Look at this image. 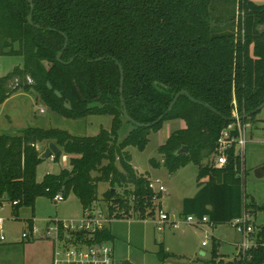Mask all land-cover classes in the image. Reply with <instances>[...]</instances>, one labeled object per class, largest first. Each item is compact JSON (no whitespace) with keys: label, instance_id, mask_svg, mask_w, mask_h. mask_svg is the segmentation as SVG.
Wrapping results in <instances>:
<instances>
[{"label":"trees","instance_id":"trees-1","mask_svg":"<svg viewBox=\"0 0 264 264\" xmlns=\"http://www.w3.org/2000/svg\"><path fill=\"white\" fill-rule=\"evenodd\" d=\"M0 0V55L21 56V66L0 77V104L18 90H33L53 113L72 120L109 115V130L93 137H76L56 128L25 129L19 135H0V202L33 207L37 197L73 194L83 210L95 202L107 204L108 215L138 219L155 213L149 179L131 166L127 147L142 151L152 132L168 120H182L184 128L172 133L158 148L163 164L176 171L197 166L198 191L182 201V216L207 217L228 224L242 215L243 190L239 159L232 149L227 163L210 162L220 132L233 122L232 112L243 116L264 100V3L254 0ZM219 5L218 19L213 11ZM236 7V9H235ZM229 19L231 30H223ZM235 14L237 28H234ZM67 46L59 63L56 55ZM18 47L15 48L14 45ZM72 60L70 64L68 63ZM120 67L123 87L120 93ZM186 91L202 103L180 96ZM135 127L121 113V98ZM235 102V106L234 103ZM215 110L220 116L213 113ZM257 114V113H256ZM256 114L243 123L255 121ZM163 118L152 125L159 117ZM223 117L225 119H223ZM123 121L132 126L122 142ZM54 142L70 157V168L46 174L36 181L37 144ZM188 153L176 155L181 147ZM61 154V153H60ZM60 156V155H59ZM59 157L55 158L57 161ZM153 166H158L152 161ZM110 188L98 196V185ZM49 189V193L46 192ZM120 189L122 194L117 192ZM134 198L131 200V198ZM117 205L123 213H117ZM254 211L264 210V206ZM131 214V213H130ZM31 219L27 220L30 223ZM258 236L264 238V223ZM107 229L98 241H111ZM213 243L212 254L216 255ZM161 260L170 257L159 252ZM250 263V262H249ZM218 264H242L221 261ZM250 264H264L257 249Z\"/></svg>","mask_w":264,"mask_h":264},{"label":"rangeland","instance_id":"rangeland-1","mask_svg":"<svg viewBox=\"0 0 264 264\" xmlns=\"http://www.w3.org/2000/svg\"><path fill=\"white\" fill-rule=\"evenodd\" d=\"M263 4L264 0H254ZM223 8L219 5L213 11V17L218 16ZM236 9V7H235ZM226 21L222 29L230 31L232 17L230 10L225 14ZM235 14L234 28H237ZM18 47L17 44L14 45ZM4 50L0 55V77L11 72L15 67L22 65V57L8 54ZM112 117L109 115H89L82 119L72 120L53 113L40 101L35 91L18 90L0 104V135H19L25 129L32 128H56L68 132L76 137H93L101 129L109 130ZM182 120H168L164 122L157 132L148 136V142L142 151L134 147H127L126 151L131 157V166L139 175L150 180H159L165 188V193L155 203V213L145 219H138L132 212L124 214L122 218H112L107 224V230L112 235V246L115 264H218L219 261H230L235 253V243L241 241L240 235L231 224H219L210 226L205 224L195 227L187 224L173 229L165 225L162 231L157 230V218L160 212L174 215L172 219L185 222V216L181 215L182 201L192 197L196 190L198 169L194 164H188L176 171H169L163 164V157L158 148L163 145L167 138L177 130L183 128ZM246 145L244 155L241 157L242 166V204L243 211L251 215L249 223L254 228H260L264 223V210L254 211L264 206V177H254V170L264 167V107L255 116V121L245 123ZM132 126L123 121L118 131V142H122L131 131ZM236 154L239 148L235 149ZM155 161L158 166H153ZM210 158L202 162L206 165ZM70 168V157L62 150L57 161L46 159L36 166V181L39 183L46 174H58L61 170ZM110 186L100 183L98 196L102 197ZM120 195L122 191L116 189ZM116 212L119 213L117 205ZM10 208L8 202L5 210L1 213L4 218L6 233V245L0 247V264H49L51 258L50 243L43 237L34 240L17 242L21 233L26 229L27 219L40 229L46 220H63L78 222L83 216V207L75 195L69 194L65 201L58 204L52 202L47 196L37 197L33 207L22 206L17 209ZM121 213V211H120ZM216 255L212 254L214 249ZM206 243V245H202ZM170 257L161 260L159 251Z\"/></svg>","mask_w":264,"mask_h":264},{"label":"built area","instance_id":"built-area-1","mask_svg":"<svg viewBox=\"0 0 264 264\" xmlns=\"http://www.w3.org/2000/svg\"><path fill=\"white\" fill-rule=\"evenodd\" d=\"M234 106H235V102ZM233 117H238L236 110L232 112ZM245 123L236 120L223 129L215 143V151L212 154L210 163L215 167H222L227 163L228 153L233 149L235 156L240 163V176L243 177L241 157L244 155L246 145ZM239 148L236 154L235 149ZM50 156L49 160L54 161ZM148 189L152 192L151 202L156 203L162 193H165L164 186L159 180H150ZM49 193V189H46ZM52 202L58 204L65 201L64 194L56 193L50 197ZM134 198L132 197L131 200ZM7 201L0 202V246L6 243V233L4 229V218L1 213L6 208ZM10 208L17 205V202H8ZM123 213V211L121 212ZM174 215L160 212L156 221L157 230L162 231L165 225L173 229L179 228L183 224L201 227L205 224L215 226L208 221L207 217L186 216L185 222L172 219ZM250 214L242 211L240 218L228 223L240 235L241 241L237 243L236 253L229 262H239L250 264L253 260V253L257 249H262L264 253V238L258 236L260 228H254L249 223ZM112 219L108 215L107 204L98 201L90 205L83 212L82 218L76 222L63 220H46L42 229L38 228L33 222L26 223V229L21 233L18 241H30L37 237H43L51 245L50 264H115L114 252L109 242L98 241L96 238L99 233L107 228V224ZM202 245H206L203 243ZM250 262V263H249Z\"/></svg>","mask_w":264,"mask_h":264},{"label":"water","instance_id":"water-1","mask_svg":"<svg viewBox=\"0 0 264 264\" xmlns=\"http://www.w3.org/2000/svg\"><path fill=\"white\" fill-rule=\"evenodd\" d=\"M21 1L26 2V3H28L30 5V13H29V16L27 18V21H28V23L30 25H33V22H32V12H33V9H34L33 2H32V0H21ZM66 46H67V40H65V44H64V47H63L62 51L59 52L56 55V60L59 63H63L62 60H61V57H62V53L65 50ZM71 62H72V60L70 62H68V63H65V64H70ZM120 75H121V78H120V93H122V87H123V71H122L121 67H120ZM180 96H186L191 102L202 105V103L196 101L195 99H193L192 97H190L189 94L186 91L182 90V91L178 92L174 96L172 102L170 103V105H169V107L167 109V112H169L172 109V107L174 106V104L176 103L177 99ZM120 99H121V113H122V117H123V119L125 121H127L128 123L134 125L135 127H149L150 126V125H143V124L137 123L134 120H132V118L129 117V115H128L127 111H126V108L124 106V102H123L122 97ZM204 107L209 108L208 105H204ZM263 107H264V100L252 112H250L248 114H245L243 116H238V117H233L232 116V118L230 119V121L231 122H235L236 120H238V121L246 120V119L250 118V116L258 113L259 111H261L263 109ZM209 109L213 113H215L216 115L220 116V114L217 113L215 110H213L211 108H209ZM162 118H163V116L159 117L154 123H152V125L155 124V123H157V122H159ZM223 119H225V118L223 117ZM60 153H61V149L54 142H48V143H46V146L44 147V149L39 153L38 159L40 161H44L46 159H49L50 156H53L54 158H57V157H59ZM187 153H188L187 147L183 146V147H181L176 152V155H182V154H187ZM253 174H254V177L257 178V179L263 178L264 177V167H259V168L255 169L254 172H253Z\"/></svg>","mask_w":264,"mask_h":264},{"label":"crops","instance_id":"crops-1","mask_svg":"<svg viewBox=\"0 0 264 264\" xmlns=\"http://www.w3.org/2000/svg\"><path fill=\"white\" fill-rule=\"evenodd\" d=\"M183 124H184V122H183ZM184 126L185 125H183V128H184ZM45 129V128H44ZM46 146V142H42V143H39V144H37V150H38V152L40 153L43 149H44V147ZM198 191V188H197V190H196V192ZM196 192H195V194H196ZM194 194V195H195ZM193 195V196H194ZM192 196V197H193ZM189 198H191V197H189ZM185 199V198H184ZM28 220V219H27ZM33 222V220H31V222L30 223H32ZM110 235H111V233H110ZM111 237H112V235H111ZM111 241L113 242V239L111 238ZM17 242H20V241H18L17 240ZM237 243H235V245H236ZM6 245V243L4 244V245H1L0 247H3V246H5ZM236 247V246H235ZM50 250H51V245H50ZM160 252V251H159ZM50 254H51V252H50ZM114 262H115V260H114ZM225 262H229V261H225ZM49 264H50V261H49Z\"/></svg>","mask_w":264,"mask_h":264}]
</instances>
